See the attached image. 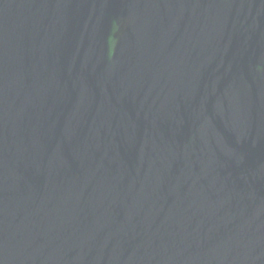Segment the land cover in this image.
<instances>
[{"label": "water", "instance_id": "obj_1", "mask_svg": "<svg viewBox=\"0 0 264 264\" xmlns=\"http://www.w3.org/2000/svg\"><path fill=\"white\" fill-rule=\"evenodd\" d=\"M0 264H264V0H0Z\"/></svg>", "mask_w": 264, "mask_h": 264}]
</instances>
